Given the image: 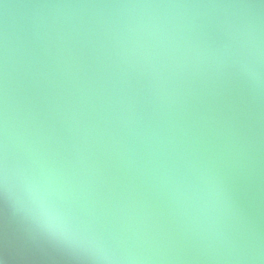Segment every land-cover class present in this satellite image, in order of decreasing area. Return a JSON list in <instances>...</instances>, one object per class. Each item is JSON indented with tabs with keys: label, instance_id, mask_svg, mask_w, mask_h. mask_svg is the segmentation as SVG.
Listing matches in <instances>:
<instances>
[{
	"label": "water",
	"instance_id": "95a60500",
	"mask_svg": "<svg viewBox=\"0 0 264 264\" xmlns=\"http://www.w3.org/2000/svg\"><path fill=\"white\" fill-rule=\"evenodd\" d=\"M0 264H264V0H0Z\"/></svg>",
	"mask_w": 264,
	"mask_h": 264
}]
</instances>
